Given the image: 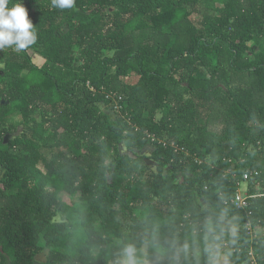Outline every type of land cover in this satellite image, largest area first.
I'll use <instances>...</instances> for the list:
<instances>
[{
    "label": "trees",
    "instance_id": "1",
    "mask_svg": "<svg viewBox=\"0 0 264 264\" xmlns=\"http://www.w3.org/2000/svg\"><path fill=\"white\" fill-rule=\"evenodd\" d=\"M217 1L24 0L36 41L0 51V264H264V0Z\"/></svg>",
    "mask_w": 264,
    "mask_h": 264
},
{
    "label": "clouds",
    "instance_id": "2",
    "mask_svg": "<svg viewBox=\"0 0 264 264\" xmlns=\"http://www.w3.org/2000/svg\"><path fill=\"white\" fill-rule=\"evenodd\" d=\"M75 0H52L57 8H71ZM36 41L34 24L29 18L28 9L24 0H17L9 7V0H0V50L8 46L16 49H26ZM123 256L127 264H139L136 258V250L132 246L123 249Z\"/></svg>",
    "mask_w": 264,
    "mask_h": 264
},
{
    "label": "rangeland",
    "instance_id": "3",
    "mask_svg": "<svg viewBox=\"0 0 264 264\" xmlns=\"http://www.w3.org/2000/svg\"><path fill=\"white\" fill-rule=\"evenodd\" d=\"M200 3H201V5L204 8H214V7L218 6V4H219V2L217 0H200ZM256 47H257V50H259L261 48H264V40H262L259 44H256ZM2 68H3V64L0 63V71H1ZM100 106H101L102 110H104L108 114L114 116V113L111 110L105 108L103 103H101ZM160 115H161V113H158V118L160 117ZM7 137H10V136H7ZM152 151H153V146L152 145H148V146H146L144 149H142L139 152L141 154L150 156L152 154ZM147 161L151 165L153 164L151 159H147ZM2 175H3V170H2V167L0 165V187L2 186V184H1ZM249 189H250V183L248 181H243L239 185V189L238 190H239V192L241 193L242 196H247V195H249ZM74 199L78 200V195H75ZM140 210H141L140 207H138V208L136 207L135 208L136 212H140ZM56 220H63V216H61V215L58 216L56 218ZM139 256H140L141 259H143L144 256H145V252L144 251H140L139 252ZM46 258H47V253L46 252L42 253L40 256H38L36 264H44V262L46 261ZM215 264H228V262L226 261V259L224 257H222L221 259L217 260Z\"/></svg>",
    "mask_w": 264,
    "mask_h": 264
},
{
    "label": "built area",
    "instance_id": "4",
    "mask_svg": "<svg viewBox=\"0 0 264 264\" xmlns=\"http://www.w3.org/2000/svg\"><path fill=\"white\" fill-rule=\"evenodd\" d=\"M116 107H117V108H120L119 105H117ZM254 174H257V172H255ZM252 175H253L252 172H251V173H246V174H244V178H243L242 182H243V181H248ZM240 184H241V182L239 183V185H240ZM248 197H249V195H247V196H242L241 193H240L239 190H238V192L236 193V197H235V199H234V202H235L236 205H238L239 207L245 208V207H247V203H248V202H247V198H248Z\"/></svg>",
    "mask_w": 264,
    "mask_h": 264
}]
</instances>
